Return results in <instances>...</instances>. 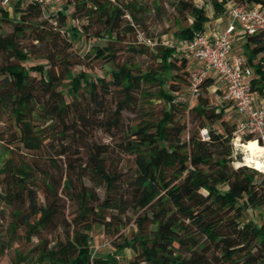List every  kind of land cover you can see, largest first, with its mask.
<instances>
[{
    "label": "trees",
    "instance_id": "trees-1",
    "mask_svg": "<svg viewBox=\"0 0 264 264\" xmlns=\"http://www.w3.org/2000/svg\"><path fill=\"white\" fill-rule=\"evenodd\" d=\"M162 1L172 7L168 18L174 45L143 34L138 0H65L61 4L69 11L58 8L53 13L47 0L16 3L12 9L0 5V29L4 23L13 26L11 32H0V55L5 57L0 62V122L6 114L17 128L7 138L0 133V257L9 255L10 264H264V222L243 220L248 208L264 207V172L233 164L234 106L223 99V86L214 74L201 84L194 105L183 99L184 87L191 93V73L197 65L183 46L206 31V5ZM230 1L264 7V0H205L215 16L226 14ZM26 32L44 47L41 56L49 67L23 63L34 52L22 43ZM128 33L141 41L142 33L156 42L150 47L157 63L149 70L134 72L116 63L117 47L109 41ZM91 35L109 40L103 46L93 44L86 54L115 64L109 78L74 71L79 61H71L72 42ZM237 41L242 49L234 54L253 70L251 91L264 99V31L241 33ZM142 82L157 86L144 96L160 99L164 108L155 119L130 126L119 143L134 157L132 174L113 166L108 146L98 142L88 146L86 159L67 161L60 176L33 159L32 153L44 144L42 119L55 118L50 129L57 125L63 142L59 154L67 155L65 140L77 141L91 123L85 113L90 101L104 111L109 94L117 90L116 109L101 124L120 128L123 111L136 102ZM212 90L219 91L227 105L211 106L205 92ZM83 100L89 102L84 105ZM228 108L234 111L232 124L225 116ZM187 109L200 120L196 130H188L182 121ZM217 122L221 129L214 127ZM204 128L206 138L200 135ZM64 198L76 205L71 222L65 218ZM128 211L136 214L137 229L120 233ZM95 226L112 238L111 250L93 247ZM60 228L63 237H50ZM127 248L134 256L122 263Z\"/></svg>",
    "mask_w": 264,
    "mask_h": 264
},
{
    "label": "rangeland",
    "instance_id": "rangeland-1",
    "mask_svg": "<svg viewBox=\"0 0 264 264\" xmlns=\"http://www.w3.org/2000/svg\"><path fill=\"white\" fill-rule=\"evenodd\" d=\"M65 1V0H63ZM63 1H52L50 4L53 5V8L49 10V12H54L56 10L61 9L62 11H69V7H66L67 4H61ZM121 3H127L131 0H120ZM140 3V8L138 11L139 16L144 20L143 23L140 24L143 34L147 37H151L157 39L158 41H162L165 45H174L175 39L173 37V27H171V21L169 20V16L172 13V7L168 2H164L162 0H138ZM199 5H206L207 12L210 13V3L205 2V0H195ZM160 5V6H159ZM127 17L130 18L129 14ZM97 26L94 27V31L97 29ZM13 30V26L10 23H4L2 25L1 31L11 32ZM63 33V32H62ZM105 40L103 37H98L91 35L86 36L85 39L74 40L72 42L71 48V61H79L78 64L74 65L75 73L87 72L90 74L91 78H96L98 76H106L110 77V71L115 67V64L106 59H91L87 58L86 54L92 48V45H100L111 43L115 47H117L116 52V63L119 64H127L131 66L134 72L147 71L151 66H154L157 63V59L154 56V50L152 47L145 44L143 41L136 39V37L128 33L124 38L118 39L117 42ZM23 45L28 46L34 52H32L30 58L23 63L28 66H34L39 64H44L46 67L50 66V62L41 56V51L43 50V46L37 44V42H33L29 32H26V36L22 39ZM32 43H36V46H33ZM64 45V43H62ZM134 47V50L131 48ZM242 49V42L236 41L234 46V53H237ZM13 58H11L12 60ZM5 61V57L0 55V62ZM56 69L63 70L59 65L56 66ZM34 75H39L38 71H31ZM218 84L222 86L221 81L218 79ZM157 89V86L153 83L142 82L141 86L138 90L135 91L136 102L132 104L131 108L125 109L123 111L122 121L120 128L116 127H107L101 124V121L107 119L108 115H110V111L116 109V98L119 94L117 90H113L111 94H109V98L107 99V108L104 111H101L98 107H96L95 103L90 101V106L85 110V113L89 115L91 123L87 128H84L83 136L80 137L77 141L69 142L67 139L65 140V144L68 146V154L60 155L59 152L62 149L61 138L57 136V125L54 126V130H51V125H55V118L49 120H41V123L45 127L44 129V144L42 148L38 151L33 152V159L39 164L40 168H45L50 170L57 176L62 175L66 171L67 161H75L80 162L81 159H86L88 155L89 148L88 146L93 142L102 143L108 146L109 148V162L119 168L126 175L132 174L135 170L134 157L126 152H123L119 143L125 139L127 130L130 126L140 122L145 118H153L160 116L163 110V102L156 97L144 96L145 93H154ZM183 99L188 101L189 105H194L196 103V98L192 96L191 93L188 92V89L185 87L182 90ZM210 99L211 106L217 105H227L226 102L222 101L223 99L219 95V91H206L205 92ZM148 95V94H146ZM90 100V99H89ZM89 100H87L89 102ZM84 105L88 102L84 101ZM229 123L234 122V111L233 108H228L225 114ZM182 121L186 123L187 129L192 131L196 130L197 125L200 123V120L195 113L190 109H187L182 117ZM102 125V126H101ZM216 128H222L220 122L214 124ZM61 125L60 128L61 129ZM17 128L14 125L12 119L4 114L3 119L0 122V133L4 135V137H8L12 131H16ZM200 135L202 137H208L207 129H201ZM234 147V166L237 165H246L244 164V154L245 150L242 145L238 144ZM2 148V142L0 141V149ZM77 151H79L77 153ZM77 159V160H76ZM79 159V160H78ZM249 166V165H248ZM88 181V180H87ZM89 182V181H88ZM102 194V192H100ZM40 199L43 200L44 196L39 192ZM66 202V212L65 218L67 221L71 222L75 210L76 205L74 202L64 198ZM136 214L132 211H128L126 215H124L123 225L120 226V233L130 234L133 230L137 229L135 224ZM244 221L252 220L255 223L264 222V207L253 209L248 208L245 211ZM93 235V247L98 252H105L107 250L112 249V238L107 236L103 229L95 226L92 230ZM52 238L63 237V229L60 228L56 230L52 235ZM134 251L132 249H125L124 255L122 256V263L127 262L129 259L133 258ZM10 256L6 255L0 257V264H10Z\"/></svg>",
    "mask_w": 264,
    "mask_h": 264
},
{
    "label": "built area",
    "instance_id": "built-area-1",
    "mask_svg": "<svg viewBox=\"0 0 264 264\" xmlns=\"http://www.w3.org/2000/svg\"><path fill=\"white\" fill-rule=\"evenodd\" d=\"M27 1L33 0H0V5L12 9L14 4ZM226 14L227 23L221 31L199 33L183 46L189 57L197 62L191 73L190 91L196 98L205 78L209 74L216 75L224 89L223 99L234 106L237 114L233 144L256 141L264 149V99L251 91L252 68L245 64L243 57L233 52L241 33L264 31V7L258 3L248 6L230 1ZM139 36L149 46L156 44L142 33ZM262 158L264 160V150Z\"/></svg>",
    "mask_w": 264,
    "mask_h": 264
},
{
    "label": "bare ground",
    "instance_id": "bare-ground-1",
    "mask_svg": "<svg viewBox=\"0 0 264 264\" xmlns=\"http://www.w3.org/2000/svg\"><path fill=\"white\" fill-rule=\"evenodd\" d=\"M242 147H244V150H245L244 164L256 168L254 166V162L260 161L261 163H264V160L262 158L264 149L259 143H257L256 141H251L249 143H244ZM261 172H264V171H261Z\"/></svg>",
    "mask_w": 264,
    "mask_h": 264
},
{
    "label": "crops",
    "instance_id": "crops-1",
    "mask_svg": "<svg viewBox=\"0 0 264 264\" xmlns=\"http://www.w3.org/2000/svg\"><path fill=\"white\" fill-rule=\"evenodd\" d=\"M211 12L208 13L210 19L206 23V31L205 32H211V33H217L221 31L227 23V14H223L221 16H215L213 8L211 4H209Z\"/></svg>",
    "mask_w": 264,
    "mask_h": 264
},
{
    "label": "clouds",
    "instance_id": "clouds-1",
    "mask_svg": "<svg viewBox=\"0 0 264 264\" xmlns=\"http://www.w3.org/2000/svg\"><path fill=\"white\" fill-rule=\"evenodd\" d=\"M254 166L259 170L264 171V163H261L260 161H256L254 162ZM237 167H239V165H237Z\"/></svg>",
    "mask_w": 264,
    "mask_h": 264
}]
</instances>
